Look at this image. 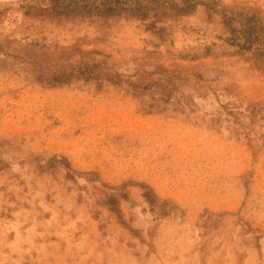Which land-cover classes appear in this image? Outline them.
Wrapping results in <instances>:
<instances>
[{
	"label": "rangeland",
	"instance_id": "obj_1",
	"mask_svg": "<svg viewBox=\"0 0 264 264\" xmlns=\"http://www.w3.org/2000/svg\"><path fill=\"white\" fill-rule=\"evenodd\" d=\"M0 264H264V0H0Z\"/></svg>",
	"mask_w": 264,
	"mask_h": 264
}]
</instances>
